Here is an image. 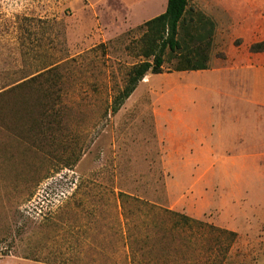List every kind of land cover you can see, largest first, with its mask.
<instances>
[{
    "label": "rangeland",
    "instance_id": "1",
    "mask_svg": "<svg viewBox=\"0 0 264 264\" xmlns=\"http://www.w3.org/2000/svg\"><path fill=\"white\" fill-rule=\"evenodd\" d=\"M165 6L0 0V264H129L128 236L141 264H264V0H189L214 66L171 57L112 115Z\"/></svg>",
    "mask_w": 264,
    "mask_h": 264
},
{
    "label": "trees",
    "instance_id": "2",
    "mask_svg": "<svg viewBox=\"0 0 264 264\" xmlns=\"http://www.w3.org/2000/svg\"><path fill=\"white\" fill-rule=\"evenodd\" d=\"M189 0H167L165 10L159 15L145 21L139 29L141 35L136 40L134 49L136 55L142 60L134 64L128 74L124 87L113 98L110 106L111 114H116L124 102L136 89L138 83L143 80L147 74L157 75L163 70L165 64H168L171 57L183 59V67L187 69H209L214 63L209 62L206 56L199 55L204 48L203 41L208 38V34L201 29L196 30L192 26L184 25V16L187 11ZM211 30V29H210ZM205 39V40H204ZM259 47V46H257ZM256 50H259L258 48ZM198 51V52H197ZM221 67H226L225 63H215ZM53 70L47 72L51 73ZM45 73V74H47ZM44 74H40L37 78L23 81L17 87L26 85L39 84V78ZM48 78L46 79V81ZM121 195H118L120 198ZM134 204L139 203L136 199H130ZM151 209V210H150ZM153 207L149 208L147 213H152ZM156 219L168 220L172 222L174 227L189 226L193 222L184 214H179L166 209H158L154 211ZM126 213V212H125ZM145 224V223H144ZM138 238L131 241V236L126 237L124 243L127 248L129 264H141L142 260H135L136 251L133 250L134 243ZM140 250L146 246V240H142ZM37 261V260H33ZM42 262V261H40ZM46 263V262H44ZM52 264V263H47ZM148 264V263H146Z\"/></svg>",
    "mask_w": 264,
    "mask_h": 264
},
{
    "label": "crops",
    "instance_id": "3",
    "mask_svg": "<svg viewBox=\"0 0 264 264\" xmlns=\"http://www.w3.org/2000/svg\"><path fill=\"white\" fill-rule=\"evenodd\" d=\"M166 3H167V0H166ZM165 7H166V6H165ZM164 10H165V9H164ZM255 83H257V82L255 81ZM242 136H243V135H242ZM19 263H26V264H47V263L40 262V261L29 262V261H26V260L21 261V262H19Z\"/></svg>",
    "mask_w": 264,
    "mask_h": 264
}]
</instances>
